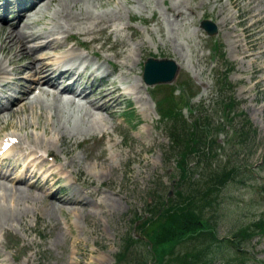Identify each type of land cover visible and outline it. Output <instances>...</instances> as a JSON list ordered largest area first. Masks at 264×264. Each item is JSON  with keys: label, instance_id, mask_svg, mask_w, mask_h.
<instances>
[{"label": "rangeland", "instance_id": "374dc122", "mask_svg": "<svg viewBox=\"0 0 264 264\" xmlns=\"http://www.w3.org/2000/svg\"><path fill=\"white\" fill-rule=\"evenodd\" d=\"M248 1L50 0L28 19L29 23L37 20L34 27L38 30L55 32L67 28L75 36V46L88 47L91 56L81 52L93 64L102 65L103 69L108 68L107 60L118 64L121 69L111 74L110 80L130 87L129 92L136 93L141 86V96L149 110H142L136 94L128 96L137 101L132 103L134 117L127 119L128 128L123 121L126 116L121 113L123 103L110 113L89 105L54 101L50 95L41 94L33 103L4 114L0 120V141L4 133L14 134L25 142L38 138L43 149L51 148L58 156L59 162L52 172L58 171L61 163L70 166L63 172L65 180L56 186L46 188L40 180L35 188L21 186L15 198L9 197L8 189L0 187V195L5 192V197L0 196V206L16 211V216L9 221L0 217L1 231L4 228L0 237L1 258L7 264H137L141 251L147 261L150 259L147 245L133 243L127 250L126 238L122 237L145 230L139 228L143 217L156 213L161 204L160 194L153 197L151 209L147 205L152 199L154 184L160 189L163 187L161 193L165 194L172 190V180H177L175 165L172 160L167 162L164 154L169 146V121L163 123L157 113L158 106L162 107V113L174 108V113L186 119L202 111L216 126L221 123L235 127L240 122L238 116L242 120L245 117L240 114L246 116L253 128V145L239 146L236 156L239 165L243 162L251 167L240 169L248 177L250 189L233 184L221 193L225 196L220 197L221 204L215 212L218 235L222 238L257 219L264 221V79L259 81L264 74V53H259L264 50V0L251 5H247ZM171 7L182 12V16L167 10ZM114 13L109 22L95 24V17ZM256 15L262 18L261 22L256 20ZM224 17L228 20L223 21ZM205 19L216 24L215 36L209 37L199 27ZM108 25L111 29L105 30ZM57 37L63 42L62 35ZM93 37L99 39L91 41ZM102 44L101 50H97ZM14 51L16 47L4 56L0 52V60L10 59L16 68L29 64L28 55L21 57L20 51L17 54ZM119 52L122 55H115ZM148 57L172 58L178 63L175 80L159 85L164 86L163 90L160 88L161 95L155 92L152 96L154 86L141 82L143 62ZM224 61L229 65L228 72L222 71ZM223 77H227L225 82ZM224 83L233 93L222 91L220 94L217 86L223 87ZM231 94L236 100L235 110L228 113L220 96ZM229 126L217 133V144L222 147L227 145ZM32 145L38 148L35 142ZM109 145L117 149L109 150ZM218 152L216 164L226 158L225 151ZM99 170H105L106 176L97 175L95 172ZM70 183L79 191L83 189L92 194L88 198L83 196L85 205L59 203L49 198L59 188L65 187L67 191ZM6 187L12 189L9 182ZM78 190L74 198L80 193ZM66 191L60 190L56 198H68ZM136 216L141 220L136 221ZM10 247H17L16 251L9 250ZM213 250L221 260L216 259L212 264H240L231 261L236 258L233 249L215 244ZM244 252L246 264H255V260L264 264V237H253ZM131 253L133 257L129 258Z\"/></svg>", "mask_w": 264, "mask_h": 264}, {"label": "trees", "instance_id": "16d2710c", "mask_svg": "<svg viewBox=\"0 0 264 264\" xmlns=\"http://www.w3.org/2000/svg\"><path fill=\"white\" fill-rule=\"evenodd\" d=\"M222 100L228 113L235 110V100L232 96L222 97ZM170 116L179 119H173V122L170 119L168 132L179 156L177 160L180 179L175 184L176 197H161L162 201L156 213H149L139 226L145 229L142 232L146 233L147 242L151 245L152 258L151 263L144 260L138 264H211L219 257L213 255L215 244L232 246L239 255L236 260L242 261L249 240L264 232V221L257 219L221 240L217 235L215 216L208 215V212L219 206L218 198L223 188L229 187L231 183L238 184L239 188L249 183L241 174L239 166L232 163L236 151L229 148L227 161L212 166L213 158L217 155L216 150L219 148L214 145L218 128L215 129L209 119L206 120L200 115L192 116L190 124L182 115L169 112L167 117ZM251 131L248 120L244 118L241 128L234 131L230 140L228 138L230 146H245L246 143V146H251L254 139ZM196 174L198 177H195ZM148 206L151 209L152 205ZM124 241L125 249L129 250L134 241L129 236ZM140 241L146 243L143 239ZM178 247L185 250L178 252ZM187 248L191 250H186ZM140 256L139 254L138 257Z\"/></svg>", "mask_w": 264, "mask_h": 264}, {"label": "bare ground", "instance_id": "6f19581e", "mask_svg": "<svg viewBox=\"0 0 264 264\" xmlns=\"http://www.w3.org/2000/svg\"><path fill=\"white\" fill-rule=\"evenodd\" d=\"M165 1V0H164ZM257 0H249L247 5H251L254 4ZM167 10H171L172 14H177V16H182V12L177 11L176 9L172 8H167ZM115 16V15H113ZM113 16H105L103 18H99V17H95L94 19L97 18V20L95 21V24H99L101 21H105V22H109ZM256 20L261 22L262 18L258 15L255 16ZM228 18V17H227ZM227 18H223V21H227ZM22 21V18H19L18 21L16 20V26L20 25V22ZM16 26L13 27V29H5L1 24H0V29L4 30V33H0V40L2 41L4 38L5 41H2L0 43V52L1 54L4 56L7 53L11 52L12 50H14V48L16 47V52L14 51V54H17V52H19V56L23 57V54L28 55L31 58V61L29 62V64L27 63V65H24V68L30 70V71H35V73L37 74V84H43L46 83V85L48 84L47 81L48 80H57L61 73H66L69 75L75 74L76 69L72 66H69V69L71 70H63L61 71V73H58V68L59 65L61 64L58 61L56 62V64H54L53 62H50L51 57H48V49L50 48H55L57 50H61L63 49L65 46L61 45L59 43H54V42H47V43H43V44H39L35 47L29 48L28 46H26V43L28 42V40H38L40 38V35L37 34L36 32H29V33H24V32H20L19 30H16ZM15 28V29H14ZM109 28V25L105 27V30ZM27 29V28H26ZM81 33L83 34H91L89 31H81ZM70 34V33H69ZM71 35V34H70ZM98 38L93 37L91 41H94ZM22 41H24V44H22ZM45 42V41H41ZM261 53H264V50H261ZM71 53H68L66 56V58H68L70 56ZM115 55H122V52L116 53ZM56 57V56H55ZM69 59V58H68ZM46 61V62H45ZM10 63H12L11 60H9ZM3 62L0 61V71L3 70V66H2ZM125 66L122 65V68H124ZM118 69H120V67H118ZM16 72L21 73V70L17 69L15 70ZM25 73V72H23ZM123 75V74H122ZM32 77H34L32 75ZM125 77V76H123ZM264 79V76H262L261 79H259V81H262ZM102 84L99 88H95V92H96V97H94L92 100L89 101V105L93 106L94 108L97 109H102V110H109L110 113H112V109H113V105L117 104L118 99L121 96V89L120 87L113 81H109L108 77L106 76L103 80H102ZM52 85V84H50ZM54 88H56V85H52ZM53 99L54 101L57 100L56 95H53ZM32 108V107H31ZM44 127V126H43ZM45 128V127H44ZM46 129H44L45 132ZM64 136H62L63 138ZM33 142H36V145L38 147H42L43 143L40 142V140L38 138L33 139ZM49 147V146H48ZM13 149V147L4 155V157H7V154L9 152H11V150ZM50 149L45 150V153L48 152ZM70 157V156H69ZM110 159L109 157H107V160ZM110 161V160H109ZM109 163V162H108ZM69 163H64L61 164L60 166V170L61 171H66L69 168ZM95 167H93L94 169ZM95 170V169H94ZM97 175L99 176H103L105 177L107 172L105 170H102L100 172L96 171L95 172ZM3 178V177H0ZM100 179V178H99ZM2 181H0V187L8 189L9 192V197L10 198H15V194L18 191L17 186H12L10 185V187L12 189H9V187L7 188L6 185L7 183L5 181H7V177L1 179ZM31 186V185H29ZM31 188V187H29ZM15 189V190H13ZM24 192H21V194H23ZM87 194L89 196H92V194L88 193ZM0 196H4L5 197V192L4 194H1ZM74 195H70L68 196V198H65L64 200L61 199H57L55 196V193L49 197L50 199L54 198L55 201L59 202V203H73V204H83L85 205L86 202H84L83 200V195L82 193H78L77 197L74 198ZM95 196V195H93ZM51 204L52 201H49ZM58 210H60V206L58 207ZM74 212V211H72ZM85 213V212H83ZM0 217L2 218V220L5 221H9L11 219H13L16 216V211L13 208H10L8 206H0ZM1 223V221H0ZM0 264H5L4 263V259H1L0 256Z\"/></svg>", "mask_w": 264, "mask_h": 264}, {"label": "water", "instance_id": "95a60500", "mask_svg": "<svg viewBox=\"0 0 264 264\" xmlns=\"http://www.w3.org/2000/svg\"><path fill=\"white\" fill-rule=\"evenodd\" d=\"M202 27L209 34H215L217 31L216 26L209 21H204ZM177 67L173 60L149 58L144 64V80L149 85L170 82L175 77Z\"/></svg>", "mask_w": 264, "mask_h": 264}]
</instances>
